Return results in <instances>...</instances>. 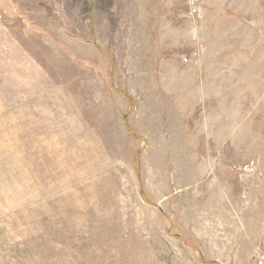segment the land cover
Returning <instances> with one entry per match:
<instances>
[{
    "label": "rangeland",
    "instance_id": "1",
    "mask_svg": "<svg viewBox=\"0 0 264 264\" xmlns=\"http://www.w3.org/2000/svg\"><path fill=\"white\" fill-rule=\"evenodd\" d=\"M0 264H264V0H0Z\"/></svg>",
    "mask_w": 264,
    "mask_h": 264
}]
</instances>
